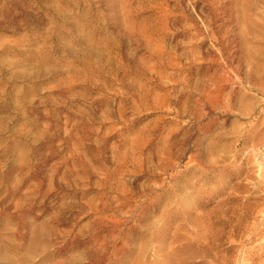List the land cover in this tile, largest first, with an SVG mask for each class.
Masks as SVG:
<instances>
[{"label": "rangeland", "instance_id": "obj_1", "mask_svg": "<svg viewBox=\"0 0 264 264\" xmlns=\"http://www.w3.org/2000/svg\"><path fill=\"white\" fill-rule=\"evenodd\" d=\"M249 74L264 0H0V264H264Z\"/></svg>", "mask_w": 264, "mask_h": 264}, {"label": "bare ground", "instance_id": "obj_2", "mask_svg": "<svg viewBox=\"0 0 264 264\" xmlns=\"http://www.w3.org/2000/svg\"><path fill=\"white\" fill-rule=\"evenodd\" d=\"M225 12H226V11H225ZM211 13H212V11H211ZM226 15H228V14H226ZM208 16H210V15L208 14ZM229 16H230V14H229ZM229 16H228V17H229ZM209 18H210V17H209ZM205 19H206V18H205ZM207 19H208V17H207ZM230 19H231V18H230ZM231 20H232V19H231ZM234 20H235V19H234ZM234 20H233V21H234ZM208 21H209V19H208ZM228 21H229V20H228ZM233 21H232V23H234ZM202 22H203V21H202ZM205 24H206V23H205ZM210 24H211V23H210ZM225 24H226V23H225ZM211 25H212V24H211ZM202 26H203V25H202ZM205 26H206V25H205ZM207 26H208V25H207ZM220 26H221V25H220ZM226 26H227V24H226ZM208 27H209V26H208ZM218 27H219V25H218ZM227 27H228V26H227ZM231 27H233V25H232ZM220 28H223V27H220ZM212 29H213V28H212ZM216 29H218V28H216ZM223 29L226 30L225 27H224ZM206 30H207V29H206ZM208 30H209V29H208ZM208 30H207V31H208ZM210 30H211V29H210ZM219 30H220V29H219ZM221 30H222V29H221ZM221 30H220V31H221ZM227 30H228V29H227ZM228 31H229V30H228ZM208 32H209V31H208ZM218 32H219V31H218ZM230 32H231V31H230ZM210 33H211V35H212L214 38H216L217 34H216L215 32H212V31H211ZM210 33H209V34H210ZM219 33H221V32H219ZM235 33H236V32H235ZM209 34H207V35H209ZM228 34H230V33H228ZM223 35H224V34L222 33V36H223ZM225 35H226V33H225ZM209 36H210V35H209ZM220 36H221V35H220ZM222 36H221V37H222ZM227 36H228V35H227ZM207 37H208V36H207ZM224 38H225V37H224ZM226 38H227V37H226ZM230 38H231V37H230ZM230 38H229V39H230ZM234 38H235V36H234ZM237 38H238V37H237ZM231 39H233V37H232ZM239 39H240V38H239ZM218 40H220V39H218ZM224 40H225V39H224ZM235 40H236V39H234V41H235ZM201 41H202V40H201ZM221 41H222V40H221ZM221 41H220V42H221ZM230 41H231V40H229L228 43H230ZM240 41H241V40H240ZM198 42H199V41H198ZM231 42H232V41H231ZM215 43H216V42H215ZM218 43H219V42H218ZM241 44H242V43H241ZM241 44H240V45H241ZM231 45H234V44L231 43ZM221 46L223 47V46H225V44H223V45L221 44ZM226 46H227V45H226ZM226 46H225V47H226ZM219 47H220V46H219ZM219 47H218V48H219ZM230 47H231V46H230ZM239 47H241V46H239ZM234 48L237 49L235 46H234ZM223 49H224V47H223ZM231 49H232V48H231ZM235 49H234V50H235ZM239 49H240V48H239ZM220 50H221V49H220ZM225 50H226V49H225ZM229 50H230V49H229ZM232 50H233V49H232ZM232 50H231V51H232ZM234 50H233L232 52H234ZM241 50H242V48H241ZM223 51H224V50H223ZM216 52H217V51H216ZM218 52H219V51H218ZM218 52H217V53H218ZM221 52H222V50H221ZM221 52H220V53H221ZM236 52H237V54H238V53L240 52V50L237 49ZM236 52H235V53H236ZM220 53H219V54H220ZM226 53H228V50H227ZM230 53H231V52H230ZM230 53H228V56H229ZM199 54H200V53H199ZM210 54H211V53H210ZM222 54H224L225 56H227L225 53H222ZM242 54H243V51H242ZM242 54H241V55H242ZM244 54H245V53H244ZM213 55H214V54H213ZM224 55H222V56H224ZM238 55H239V54H238ZM198 56H199V55H198ZM215 56H217V55H215ZM218 56H220V55H218ZM228 56H227V58L230 57V56H229V57H228ZM231 56H232V55H231ZM236 57H237V61H236L235 59H233V60H235V62H238V60H239V59H238V56H236ZM213 58H214V56H211V57H210V59H213ZM217 58H218V57H217ZM220 58H222V57H220ZM227 58H226V59H227ZM234 58H235V57H234ZM245 58H246V56H245ZM218 59H219V58H218ZM226 59H225V60H226ZM229 60H230V59H228V64H230V63H229ZM211 61H212V60H211ZM213 61H214V59H213ZM239 61H240V60H239ZM244 61H246V60H244ZM217 62H219V61H217ZM231 62H232V59H231ZM212 63H214V62H212ZM223 63H224V62H222V65H224ZM239 63H240V62H239ZM203 64H204V63H203ZM217 64L219 65V63H217ZM220 64H221V63H220ZM226 64H227V63H226ZM236 64H237V63H236ZM240 64H241V63H240ZM242 64H243V63H242ZM249 64H250V63H249ZM208 65H209V64H208ZM208 65H207V66H208ZM232 65L235 66L234 63H233ZM232 65H231V66H232ZM238 65H239V64H238ZM226 66H227V65H226ZM229 66H230V65H229ZM240 66H242V65H240ZM240 66H237V68L240 67ZM251 66H252V68H253V64H251ZM210 67H211V66H210ZM254 67H255V64H254ZM257 67H258V66H256L255 68H257ZM218 68H219V67H218ZM240 68H241V67H240ZM204 69H206V68H204ZM208 69H209V68H208ZM211 69H212V67H211ZM253 69H254V68H253ZM258 69H259V68H258ZM204 71H206V70H204ZM208 71H209V70H208ZM252 71H253V70H252ZM258 71H259V70H258ZM258 71L255 70V73H254V72H252V73H253V74H256ZM213 72H214V71H213ZM222 72H223V70H222ZM252 73H251V74H252ZM209 74H210V73H209ZM212 74H213V73H212ZM214 74H215V73H214ZM249 75H250V74H249ZM249 75H248V76H249ZM205 76H206V75H205ZM252 76H253V75H252ZM252 76H251V75L249 76V78H248V80H247V81H248V84H251V86L254 87V89H256V88H257V90L262 89V87L264 86V75H263V77H261V78H259V79H258V78L256 79V78H255L256 76H255V77H254V76L252 77ZM213 78H214V77H213ZM224 78H225V77H224ZM218 79H219V78H218ZM213 80H216V78L213 79ZM209 81H210V80H209ZM216 81H218V80H216ZM216 81H215V82H216ZM219 81H220V80H219ZM222 81H223V80H222ZM224 81H225V80H224ZM262 85H263V86H262ZM262 90H264V89H262Z\"/></svg>", "mask_w": 264, "mask_h": 264}, {"label": "built area", "instance_id": "obj_3", "mask_svg": "<svg viewBox=\"0 0 264 264\" xmlns=\"http://www.w3.org/2000/svg\"><path fill=\"white\" fill-rule=\"evenodd\" d=\"M260 162L262 165V169L264 170V148L260 151Z\"/></svg>", "mask_w": 264, "mask_h": 264}]
</instances>
